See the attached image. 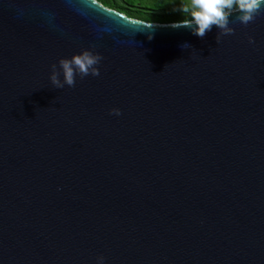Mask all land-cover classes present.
Listing matches in <instances>:
<instances>
[{
    "label": "water",
    "instance_id": "95a60500",
    "mask_svg": "<svg viewBox=\"0 0 264 264\" xmlns=\"http://www.w3.org/2000/svg\"><path fill=\"white\" fill-rule=\"evenodd\" d=\"M171 25L0 0V264H264V14ZM82 50L100 75L52 88Z\"/></svg>",
    "mask_w": 264,
    "mask_h": 264
},
{
    "label": "clouds",
    "instance_id": "9594fccd",
    "mask_svg": "<svg viewBox=\"0 0 264 264\" xmlns=\"http://www.w3.org/2000/svg\"><path fill=\"white\" fill-rule=\"evenodd\" d=\"M178 10L188 18L172 24L171 27L186 28L193 35L203 38L215 26L218 29L216 43H219L221 37L235 34V29L230 24L247 27L264 14V0H186ZM233 13L237 14L230 20L229 17ZM248 42L254 44L251 37ZM181 48L188 49L191 45L184 43ZM102 59L103 57L94 50H82L71 58L59 59L57 63L50 65L48 79L52 88L75 87L77 77L80 79L88 76L98 77ZM109 114L120 116L121 112L113 108ZM96 264H104V257L98 256Z\"/></svg>",
    "mask_w": 264,
    "mask_h": 264
},
{
    "label": "rangeland",
    "instance_id": "374dc122",
    "mask_svg": "<svg viewBox=\"0 0 264 264\" xmlns=\"http://www.w3.org/2000/svg\"><path fill=\"white\" fill-rule=\"evenodd\" d=\"M185 2L186 0H111V5L114 6H112V9H114H106L114 11L125 18H127L124 12L125 10L147 14L157 19L173 14L188 18L186 14L178 10L182 3Z\"/></svg>",
    "mask_w": 264,
    "mask_h": 264
},
{
    "label": "trees",
    "instance_id": "16d2710c",
    "mask_svg": "<svg viewBox=\"0 0 264 264\" xmlns=\"http://www.w3.org/2000/svg\"><path fill=\"white\" fill-rule=\"evenodd\" d=\"M95 2L99 3L104 8L112 9L111 0H94ZM114 7V6H113ZM114 9V8H113ZM112 9V10H113ZM127 18L132 20H137L143 23H156V24H174L178 21L185 19L186 17L182 15H167L160 19L153 18L150 15L138 13V12H129L127 10L124 11ZM156 20V21H153Z\"/></svg>",
    "mask_w": 264,
    "mask_h": 264
}]
</instances>
